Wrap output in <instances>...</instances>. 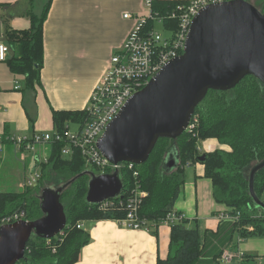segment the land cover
I'll use <instances>...</instances> for the list:
<instances>
[{"label":"trees","instance_id":"16d2710c","mask_svg":"<svg viewBox=\"0 0 264 264\" xmlns=\"http://www.w3.org/2000/svg\"><path fill=\"white\" fill-rule=\"evenodd\" d=\"M244 1L250 3L249 0ZM181 2L156 0L152 5V13L164 16ZM256 2L264 8V0ZM50 4L51 0L44 7L40 18L34 19L27 30L7 35L10 42L16 45L18 57L6 59L5 62L13 74L24 77L28 90L40 84L43 64L42 24ZM254 7L258 10V6ZM147 26L152 28L153 23L148 22ZM86 117L84 110L53 111L54 131L62 134L69 129L70 124L82 125ZM194 117L197 122L192 131H185L174 142L179 158L177 169L171 173L162 169L163 159L172 150L173 141L159 139L144 164L132 168L127 163L121 164V197L112 200L113 205L104 208L85 202L90 178L87 172L94 175L100 172L86 167L78 151H74L70 159H64L61 156V142L48 144L51 146L48 162L41 165L38 185L24 188L22 193L0 195V221L14 213H22L26 221L41 218L37 193L44 177L53 174L62 179L63 184L73 181L60 197L66 226L61 235L51 239L31 236L26 244L24 260L17 264H75L80 250L90 243L89 234L83 228H77V225L85 221L114 222L124 218L128 212L126 200L132 197L136 188L145 193L139 210L140 218L147 221L149 230L157 227L173 211L185 184L186 164L191 166L198 163L203 166V177L211 182L214 201L226 208L222 215L233 219L220 220L215 230H202L196 222L189 226L188 220L170 225L169 255L165 259H157L156 264H223L221 256L226 250L236 253L238 240L264 238V210L253 202L248 189L251 167L264 160L262 85L254 77L247 76L229 91L210 90L196 107ZM210 139L227 149L200 153L199 144ZM202 154L205 159L199 161ZM134 172L137 173L136 177L133 176ZM253 190L257 198L264 202V168L255 174ZM236 259L239 264H258L249 255Z\"/></svg>","mask_w":264,"mask_h":264},{"label":"crops","instance_id":"0c3cea01","mask_svg":"<svg viewBox=\"0 0 264 264\" xmlns=\"http://www.w3.org/2000/svg\"><path fill=\"white\" fill-rule=\"evenodd\" d=\"M49 1L0 0V43L9 48L7 59L18 57L16 45L7 35L27 30ZM125 13H144L142 0H51L42 24L40 84L26 89L24 77L13 74L7 62H0V195L22 193L32 159H48L51 147L18 149L4 138L50 134L54 131L53 111L85 109L110 55L122 45L133 25L123 18ZM212 141L217 142L210 139L204 141V149L199 146L201 153L215 150ZM196 166L199 168L190 183L193 193H183V186L173 211L184 215L189 226L196 222L202 230H215L218 216L226 208L214 201L211 182L203 177L201 164L185 166V171ZM81 225L90 243L80 250L75 264H156L157 259L169 255L170 226L135 231L122 228L116 221H85ZM234 255L253 256L258 264H264V238L239 242ZM231 264L239 263L235 258Z\"/></svg>","mask_w":264,"mask_h":264},{"label":"water","instance_id":"95a60500","mask_svg":"<svg viewBox=\"0 0 264 264\" xmlns=\"http://www.w3.org/2000/svg\"><path fill=\"white\" fill-rule=\"evenodd\" d=\"M254 77L264 92V11L244 0L209 4L192 19L183 53L167 63L140 91L131 96L107 125L97 147L113 165L144 164L159 139L173 141L162 164L166 173L178 167L174 142L189 126L196 107L208 91L225 92L243 78ZM202 154L199 161H204ZM264 160L249 171V194L264 210L253 190ZM89 180L85 202L97 205L121 197L119 172L94 175ZM69 181L57 188H44L39 195L42 217L0 226V264L24 260L31 236L51 239L66 226L60 197Z\"/></svg>","mask_w":264,"mask_h":264},{"label":"built area","instance_id":"2783aa9c","mask_svg":"<svg viewBox=\"0 0 264 264\" xmlns=\"http://www.w3.org/2000/svg\"><path fill=\"white\" fill-rule=\"evenodd\" d=\"M155 1L142 0L144 13L123 14V18L131 20L133 25L122 45L110 55L107 67L93 87L84 109L87 117L82 125H78L75 131L67 129L62 134L53 131L50 134H33L30 138L6 137L4 139L12 142L18 149L24 147L30 151H33L34 147L38 145L61 142L63 144L61 156L65 159H70L74 151H78L86 167H93L100 174L112 173L115 169L119 172L121 164L113 165L108 162L97 147L105 128L117 116L131 96L147 85L149 80L167 63L183 53L189 27L197 13L209 4L228 0H187L178 3L164 16L152 13V5ZM148 22L153 23L152 28L147 26ZM170 23L174 24L170 25ZM156 26L163 27L166 36L158 33L155 30ZM8 51V46L0 43V62L7 59ZM18 88L16 85L15 89ZM196 122L197 118L193 115L186 131L191 132ZM2 140L0 135V142ZM198 151L201 153L199 147ZM47 162V157L43 161H39L36 157L32 159L23 183L24 188H35L38 185L41 178V165ZM133 166L129 164V168ZM188 166L186 164V167ZM133 176L136 177L137 173L134 172ZM143 197H145V193L141 190L136 188L133 191L132 197L126 200L128 212L124 218L116 221L119 226L129 230L149 231L147 221L139 216ZM114 199L97 204V206L104 208L107 205H113L112 200ZM232 219L222 214L218 216L219 221ZM21 220H23V214L14 213L4 217L0 221V226ZM183 220H185L184 215L172 211L167 214L160 225L170 226ZM234 220L236 219L234 218ZM77 228H82V225L78 224ZM61 234L62 232L59 235ZM240 256L226 250L221 256V262L231 264L233 259Z\"/></svg>","mask_w":264,"mask_h":264},{"label":"rangeland","instance_id":"374dc122","mask_svg":"<svg viewBox=\"0 0 264 264\" xmlns=\"http://www.w3.org/2000/svg\"><path fill=\"white\" fill-rule=\"evenodd\" d=\"M249 2L253 6H255V5L258 6V10L259 11H261V12L264 11V8L262 7V5H260L259 3H257L256 0H249ZM155 30L158 33H160L161 35L166 36V32L164 31L163 27L156 26V29ZM77 128H78V125H76V124H70L69 130L70 131H75ZM169 143L171 144V142H169ZM204 143L205 142H201L199 144V146H201L203 149H204V147H203ZM211 143H213V145H214L213 146V149H219V148L222 147V145H220L218 142L212 141ZM33 155H34V152H32V156ZM43 160H44L43 157H41L40 158V161H43ZM89 168H91V167H89ZM197 168H199V167L196 166L195 168H193L191 170L185 171V184H184V192L183 193H188V194H192L193 193V187H190V183H191V181L195 177L193 174H194V171L197 170ZM91 169H93V171L96 172V169H94L93 167ZM187 182H188V184H187ZM63 183H64V181L62 179H59V178L54 177L53 174H52V176L46 175V177H44V181L40 185L41 186L40 187L41 189L38 191V193L37 192H35V193H37V195H40V192H41V190L43 188H48V187L57 188V187L63 185ZM186 184H187V189H186ZM68 188H69V186L66 189H68ZM181 191H183V189Z\"/></svg>","mask_w":264,"mask_h":264}]
</instances>
